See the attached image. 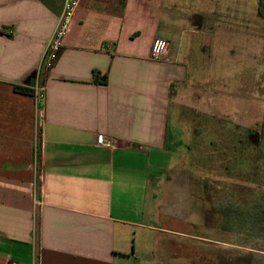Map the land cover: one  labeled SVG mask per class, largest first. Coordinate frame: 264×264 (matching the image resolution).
<instances>
[{"label":"crops","instance_id":"crops-1","mask_svg":"<svg viewBox=\"0 0 264 264\" xmlns=\"http://www.w3.org/2000/svg\"><path fill=\"white\" fill-rule=\"evenodd\" d=\"M219 3L82 0L45 67L63 0H0V264H134L139 230L162 262L165 245L191 241L158 219L196 227L190 192L207 175L195 132L208 124L197 116L216 115L194 105L195 92L211 83L212 35H224ZM157 37L177 42L165 60L151 58Z\"/></svg>","mask_w":264,"mask_h":264},{"label":"rangeland","instance_id":"rangeland-1","mask_svg":"<svg viewBox=\"0 0 264 264\" xmlns=\"http://www.w3.org/2000/svg\"><path fill=\"white\" fill-rule=\"evenodd\" d=\"M235 2L219 3L217 10L224 12V35H212L213 51L205 66L211 83L207 91L195 92L201 99L194 105L209 115H216L212 118L197 116L198 125L202 123L200 119H205L209 126H201L195 132L198 151L203 147L196 169L209 180L203 207L206 211L202 216L197 215L195 228L192 224L185 227L179 220L171 224L167 215L158 219V225L171 226L176 233L186 231L191 237L189 242L179 238L177 245H165L164 249L169 252L175 248L182 253L214 257L224 254L225 259L232 258L239 264H264V231L261 232L259 226L250 227V223H246L250 217L245 213L264 201V21L257 18V5L252 0L245 3L244 8ZM228 16L232 20L226 21ZM229 22L232 27L228 26ZM229 28L236 34L227 33ZM238 28L252 30L245 29L247 35H244ZM176 43L172 41L170 46L175 47ZM254 122H258L257 128H253ZM183 133L181 127L175 128L177 144H184L180 138ZM183 199L187 198L183 196ZM193 199L194 196L191 206ZM223 205L240 214L229 222V228L224 227L226 221L220 212ZM140 231L136 245L133 239L129 248L134 264H162L154 250L152 233L142 231V236Z\"/></svg>","mask_w":264,"mask_h":264},{"label":"built area","instance_id":"built-area-1","mask_svg":"<svg viewBox=\"0 0 264 264\" xmlns=\"http://www.w3.org/2000/svg\"><path fill=\"white\" fill-rule=\"evenodd\" d=\"M82 0H63L62 10L59 15L58 21L54 28L51 37L48 40L46 50L42 56L41 65L50 67L53 61L56 59L59 50L63 46V40L69 28V25L80 6ZM170 42L169 40L161 37L154 39L151 47V58L153 60H165L169 51ZM36 100L40 104L44 99V93L42 91H35ZM42 110H39V114L42 115ZM97 144L100 146L113 147L114 140L107 138L105 135L100 134L97 138ZM40 155V143H34V160L38 164ZM12 264H16L13 262Z\"/></svg>","mask_w":264,"mask_h":264},{"label":"flooded vegetation","instance_id":"flooded-vegetation-1","mask_svg":"<svg viewBox=\"0 0 264 264\" xmlns=\"http://www.w3.org/2000/svg\"><path fill=\"white\" fill-rule=\"evenodd\" d=\"M250 0H241L240 1H237L234 3L235 5H239V7H245V3H249ZM252 2H254L256 5H257V11H256V14H257V18L260 20V21H264V0H252ZM249 6V5H248ZM227 20H232L230 19V17L228 16L226 18V21ZM227 23V22H226ZM241 23V21H240ZM244 23V22H243ZM246 25H248L246 23ZM226 26V25H224ZM229 27H232V24H230L229 22ZM227 26V27H228ZM242 29V28H241ZM240 28H238L237 30H241ZM252 30L250 28H243V33L244 35H247L246 32H244V30ZM227 33H230L233 31L232 28H229L226 30ZM236 34V32H232L231 35L233 34ZM238 33V32H237ZM229 37V36H228ZM225 108V107H224ZM226 120V119H224ZM258 122H254L253 123V128H257L258 127ZM192 179V178H191ZM194 180V184L196 185V190H194V194L192 195L191 192L193 189H191V192H190V201H191V197L194 196V199H193V206L197 212V215L198 216H202V212L203 211H206V208H203L204 205L206 204L205 200H206V185H207V182L209 181L208 179H205V180H201V178L197 177L196 179H193ZM184 197L187 198V196L184 194L183 195ZM183 196L182 199H181V205L183 206L185 204V200L183 199ZM196 196V198H195ZM187 200V199H186ZM164 257H163V260H162V264H212L213 262H216V264H239V261H234L232 260V258L230 259H225L224 258V254H220V255H217V256H213V255H206V254H196V253H186V258H185V252L182 253V252H179V255L178 257L179 258H174V260H172V258H170V255H169V251H167L166 249L164 250ZM167 251V252H166ZM214 258V260H213ZM224 260H226L227 262H225ZM173 261H178L177 263L176 262H173ZM186 261V262H185ZM258 264H261V262H259Z\"/></svg>","mask_w":264,"mask_h":264},{"label":"trees","instance_id":"trees-1","mask_svg":"<svg viewBox=\"0 0 264 264\" xmlns=\"http://www.w3.org/2000/svg\"><path fill=\"white\" fill-rule=\"evenodd\" d=\"M15 90L18 92L26 93V94H35V91L33 89L22 87L15 85ZM220 212L223 214L226 223H224V227L229 228L231 227L230 223L232 220L235 219V217H240L239 212L236 209H232L230 207H220ZM246 215L250 217V219L246 220V223H250L249 226L254 228L256 226H259L261 232L264 231V201L262 203L256 204L252 207V209L245 210ZM244 213V214H245Z\"/></svg>","mask_w":264,"mask_h":264}]
</instances>
